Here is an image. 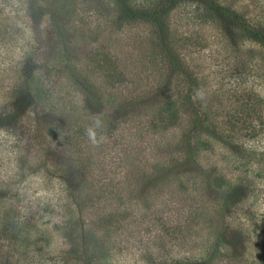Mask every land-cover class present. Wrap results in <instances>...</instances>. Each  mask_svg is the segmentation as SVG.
Instances as JSON below:
<instances>
[{"label": "trees", "instance_id": "1", "mask_svg": "<svg viewBox=\"0 0 264 264\" xmlns=\"http://www.w3.org/2000/svg\"><path fill=\"white\" fill-rule=\"evenodd\" d=\"M23 2L31 17L45 18L47 34H37L23 59L0 71V131L12 135L15 146L27 134L43 136V129L62 142L38 165L43 176L61 178L56 202L48 203L60 215L59 227L66 228L61 259L79 264L92 247L99 264H112L127 250L143 247V264H217L219 239L204 241L214 219L208 217L215 205L208 193L222 194L224 211L239 193L217 164L207 168L203 153L214 139L232 145L236 123L230 115L221 128L216 113L197 105L200 80L174 43L169 16L189 6L224 31L239 29L264 48V0H159L146 7L133 0ZM128 21L155 28L170 69V77L157 75L158 84L145 94H116L135 75L110 48ZM46 107L54 113L41 116ZM62 145L73 156L67 157ZM240 147L254 153L250 146ZM15 213L13 205L4 210L1 240L14 234ZM260 217L264 232V212ZM12 243L11 237L1 242L0 249H6L0 251V264H13ZM256 248L264 263V237Z\"/></svg>", "mask_w": 264, "mask_h": 264}, {"label": "rangeland", "instance_id": "2", "mask_svg": "<svg viewBox=\"0 0 264 264\" xmlns=\"http://www.w3.org/2000/svg\"><path fill=\"white\" fill-rule=\"evenodd\" d=\"M158 1L133 0V4L146 7ZM110 12L117 20L116 9L112 7ZM200 13L189 6H179L170 14L169 21L174 43L186 65L200 80L194 97L197 105L216 113L217 125L221 128L228 125V116L233 115L236 123L230 131L235 139L233 144L228 146L214 139L212 147L203 155L208 157L204 161L207 168L217 164L218 171L232 180L239 193L232 207L225 211L222 194L208 193L215 204L208 217L214 219L207 226L204 241L215 244L219 239L220 249L215 250L217 264H264L256 248V243L264 237L260 228V215L264 212V155H261L264 153V48L239 29L224 31ZM37 34L45 38V18L31 17L23 0H0V71L23 59L33 48ZM110 48L117 61L133 66L135 74L127 87L118 89L117 95L128 91L133 95L145 94L158 84L157 75L170 77L151 24L123 23V30L112 37ZM174 83H178L176 78ZM77 98L83 106L84 97L79 94ZM52 113L46 107L41 116ZM31 116L34 118L35 114ZM27 135L29 137L15 146L14 137L0 131V226L4 210L11 205L16 208L15 217L19 221L14 234L0 239V245L10 242L11 237L13 264H69L61 259L62 250L67 247L66 228L59 227L61 218L54 212L57 210L54 205L48 206L49 199H53V204L56 202L53 196L61 191V178L43 176L44 169L40 171L38 167L40 160L48 157V152L59 151L62 142L46 129L41 137ZM242 145L250 146L254 153L244 151ZM62 146L67 157L73 156L70 148ZM27 218L28 223L22 222ZM201 246L197 255L203 252ZM142 250L143 247L127 250L128 254L116 257L112 264H143L147 253ZM151 250L157 253L156 247H150ZM188 253L186 249L183 254ZM79 264H99L92 247Z\"/></svg>", "mask_w": 264, "mask_h": 264}, {"label": "clouds", "instance_id": "3", "mask_svg": "<svg viewBox=\"0 0 264 264\" xmlns=\"http://www.w3.org/2000/svg\"><path fill=\"white\" fill-rule=\"evenodd\" d=\"M97 123H99V122H97ZM88 135L93 140V142L95 143V132L93 130L89 129Z\"/></svg>", "mask_w": 264, "mask_h": 264}]
</instances>
